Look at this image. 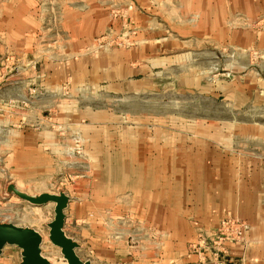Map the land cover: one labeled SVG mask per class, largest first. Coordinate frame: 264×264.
Returning a JSON list of instances; mask_svg holds the SVG:
<instances>
[{
	"label": "rangeland",
	"instance_id": "374dc122",
	"mask_svg": "<svg viewBox=\"0 0 264 264\" xmlns=\"http://www.w3.org/2000/svg\"><path fill=\"white\" fill-rule=\"evenodd\" d=\"M10 184L90 264H264V0H0V222L65 264Z\"/></svg>",
	"mask_w": 264,
	"mask_h": 264
},
{
	"label": "water",
	"instance_id": "95a60500",
	"mask_svg": "<svg viewBox=\"0 0 264 264\" xmlns=\"http://www.w3.org/2000/svg\"><path fill=\"white\" fill-rule=\"evenodd\" d=\"M11 195L32 206L40 207L53 204L54 217L52 222L47 225L49 242L59 249L65 264H90L77 256L76 250L80 246L64 232L65 211L70 199L62 190L59 189L53 194L44 193L30 196L18 191L10 184L6 187L3 196L7 198ZM41 244L42 237L37 231L0 222V255L5 247H15L20 251V264H53L42 256Z\"/></svg>",
	"mask_w": 264,
	"mask_h": 264
},
{
	"label": "crops",
	"instance_id": "0c3cea01",
	"mask_svg": "<svg viewBox=\"0 0 264 264\" xmlns=\"http://www.w3.org/2000/svg\"><path fill=\"white\" fill-rule=\"evenodd\" d=\"M218 209H219V208H218ZM218 209H215V210H218ZM211 211H212V208H207L206 211H204V220H205V218H209L210 214H209V216H208V213H210ZM205 222H206V220H205ZM235 257H236V256H235ZM238 257H239V256H238ZM240 261H242L243 264H246L247 259H246L245 255H244V256H243V255L241 256Z\"/></svg>",
	"mask_w": 264,
	"mask_h": 264
}]
</instances>
